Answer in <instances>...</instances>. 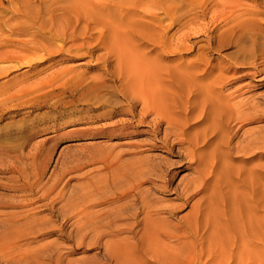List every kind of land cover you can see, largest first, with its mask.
Wrapping results in <instances>:
<instances>
[{
	"label": "rangeland",
	"instance_id": "374dc122",
	"mask_svg": "<svg viewBox=\"0 0 264 264\" xmlns=\"http://www.w3.org/2000/svg\"><path fill=\"white\" fill-rule=\"evenodd\" d=\"M90 1L105 7L102 12L114 27L113 33L118 32L122 44H129H125L123 50L131 60L132 65L127 66L129 70L119 65L108 45L110 38L101 35V26L92 23L82 12L71 9V15L61 20L66 36L49 40L48 24L42 19L34 22L43 5L35 0H0V264H209L215 261L214 258L216 264H236L228 256L238 247L251 251L256 247L264 252V217L261 213L253 211L247 218L248 214L242 213L235 201L232 203L233 219L224 210L222 195L226 191L228 194V187L234 181L221 172L226 168L224 164L217 162L222 168L216 170L223 174L216 178L220 199L216 197L217 230H212L216 234V244L210 247H213L211 251L215 247L216 250L211 252L209 259L206 256L209 247L200 241L209 230H142L143 213L137 207L138 203L133 208H125L122 213L120 209L116 210L119 204L132 198L107 200L103 190L108 167L142 158L145 163L158 164L166 174L175 173L168 181L166 191L154 190L155 186L150 182L142 184L149 189L156 207L170 212L162 216L179 225L182 220L194 217L189 212L202 193L192 195L188 202L177 197L185 182L194 176V165L186 154V144L178 143V138L171 135L165 143L162 140L163 131L167 129L164 119L146 111L141 101L138 102L139 97L131 88L128 90L126 84L133 83L134 78L137 84L140 77L144 84L160 88L170 84L164 73L174 70L178 72L176 77L179 76L174 84L179 85L182 81L179 72L191 60L198 61L196 65L200 70L215 66L212 75L216 74V79L226 75L223 69L230 64L242 60L244 65L237 64L239 67L250 65L253 61L250 56L235 55L237 37L227 36L226 29L235 21L250 18H255L259 26L264 27V0H229L223 5L220 0ZM124 20L132 25L134 34L138 32L139 36L134 37L140 44L135 45L134 38L122 32L121 27L117 28L121 23L125 25ZM109 27L108 31H112ZM72 32L77 34L74 43L69 37ZM182 34L186 35L185 41ZM36 38L40 41L35 42ZM164 39L168 43L160 44ZM81 43V47L76 46ZM133 52L138 53L134 55ZM133 62L143 68L135 69ZM122 72L125 81L128 80L126 88L119 79ZM152 74H156V79ZM254 79L238 83L250 85L243 88L245 91L240 98L251 99L264 109V85L252 87L261 83ZM182 101L181 97L177 99L178 104ZM176 117L180 119L179 114ZM53 124L60 125L61 131L77 132L60 137L50 128ZM259 128L264 134V117L245 124L232 143L242 138L244 129ZM215 141L216 132L210 141L216 149ZM218 149L225 150L223 147ZM240 154L239 157L247 156ZM222 160L223 163L231 162L240 176L244 173L250 176L248 180L256 179V169L251 165L256 164L257 158L249 162ZM213 177L214 174L206 182L212 183ZM238 191L241 194H236L244 199L242 209L248 210L244 189L239 187ZM83 195H88L84 197L87 199L82 198ZM199 209H203V205ZM133 212L135 216L131 215ZM165 231L169 235H178L171 238ZM259 239L263 246L256 244ZM149 248L156 251L152 253Z\"/></svg>",
	"mask_w": 264,
	"mask_h": 264
},
{
	"label": "bare ground",
	"instance_id": "6f19581e",
	"mask_svg": "<svg viewBox=\"0 0 264 264\" xmlns=\"http://www.w3.org/2000/svg\"><path fill=\"white\" fill-rule=\"evenodd\" d=\"M35 1H38L39 5H41V6L43 5V8H41V11H38L37 15H35L36 17L34 19L35 20L34 22L36 24V22H38V20L42 19L41 21L48 24L49 27L47 29L48 30V36H47L48 38L46 37L47 39L54 40V39H58L59 37L63 38L64 36H66L65 29H64L63 25H61V20L65 16L71 15L70 14L71 9L75 10L77 12L79 11V12L83 13L84 17L90 19L92 21V23L94 22L97 25L101 26L100 32H101L102 37H109L110 38L108 41V43H109L108 45L110 47V50L114 53V55H116V59H117L119 65L122 66V69H123V67H125V66L127 67L128 65L131 64L130 58H127L126 52L124 53V51H123L124 45L127 44V46H128L129 44L126 41H125L126 43L122 44L120 42L122 40L121 39L122 37L117 36L118 32H117V34L113 33L114 27L112 28V26H110L112 24L107 21L108 16L102 12L103 7H104L102 4H99L97 2H92L90 0H35ZM220 1L222 2V5H223V4H227L226 1H229V0H220ZM26 2H28V1H26ZM12 3H14V2H12ZM32 7H33V5H32ZM16 11H18V10H16ZM27 14L28 13L26 12V15ZM250 14L252 15L253 13L250 12ZM73 18H74V16H73ZM31 19H32V16H31ZM126 23H124L125 25H123L121 23L122 25L120 24L119 26H117V25L116 26H117V28L121 27L120 29L122 30V32H124L126 35L134 38V44L135 45L140 44L139 40L136 37H134V35H136L137 37L139 36V35H137L138 32H136L137 34H134L135 31H134L132 25H130L129 23H127V24ZM258 23L259 22H257V20H255V18L254 19L250 18V19H246V20H239V21L233 22L226 29L227 30L226 31L227 36H236L237 37V39H236L237 41L235 43L236 44L235 55L242 57V58H244L246 56H250V58H253L252 59L253 61L249 62L250 65H247L245 67H243V66L239 67V66H241V64H243L242 60H241V63L236 62L235 64H230L223 69V71H224V73H226V75L223 74L216 79V74L215 75L213 74L214 76L212 75V70H214L215 66H208L207 68L209 70L208 69L200 70L199 67L196 65L198 61L195 63V62H191L192 61L191 60L190 62H188V63L186 62V64H184V67L181 69V71L177 70V71H180L179 73L182 77V79H181L182 83L179 81L178 82V84L180 83L179 85L174 84L175 82H177L179 80V76L177 78L175 75V73H178V72H173L174 70L173 71H166V73H164V75L167 76L168 82L170 84L166 85V86L163 85L160 88H158V87L153 88V86L150 87L147 84H144V82L141 81L140 77H139L140 79L138 78V80L136 81L137 84L135 83V80H134L135 78L133 79V81H134L133 83L136 85H134L132 82H130V84H126V86L128 85L127 86L128 90H130V88H131L132 93L139 97L140 100L137 98L138 102L141 101L142 106H144L146 108V111H148V110L152 111L160 119H164L163 122H165L167 129L165 128L166 130L163 131L164 135L162 134L163 135L162 140H164V142L167 143L168 136L171 135V136L178 138V141H177L178 143L186 144V150H187L186 154L188 156H190V158H191L190 162H191V164L194 165V168H193L194 176L189 178V179L187 178L188 180L185 182L183 187L177 192V197L179 199H183V200L187 201V199L190 198L192 195H194L196 193H202L201 197L199 196V198L197 200L195 199L196 201L194 203H192L191 212H189V213H192V215H194V217L196 215L195 218L191 217L192 219H190V220H182V224H180V225L167 221L166 218L163 217L162 215L164 213L170 214V212H166L162 209H158L156 207V204H155L156 202L154 201V199L152 198V196L149 193V189L142 187V184L144 182H150L155 186V187H153L154 190H155V188L156 189L159 188V190L161 189V190L166 191V189L168 188V181L170 182V180L172 178H174L175 173H169V174L164 173V170L161 167L157 166L158 164L156 165V164L149 163V162L145 163L142 158L139 160H132L131 159L132 160L131 162L123 164L122 166L120 163V166L108 167L106 174L104 175L103 190H104V194L107 195L106 196L107 200H111V201H114V200L117 201L118 200L119 201V200H124V199L129 198V197L132 198L131 200L129 199V200L123 201V203L119 204L120 206L117 204L116 206H119V208H117L116 210L120 209V211L123 213L125 208H127V207L133 208L138 203L137 205H139V206H137V207H139L140 211L143 213L142 220L139 218V220H141L142 225H143L142 230H156V231H158V230H160V231L161 230H194V231H196V230H198V231L199 230H202V231L203 230H209L208 232H206V234H204L202 236V239L200 240L201 244L206 242L207 243V245L205 244L206 247L207 246L209 247V250H206V252H208V254L205 253L206 256L208 255L207 256L208 259L210 257L209 255L211 254V252H214L216 250V247H215V250L211 251V249L213 247L211 249H210V247L214 246L216 244V242H215V236H216L215 231L217 230L216 229V227H217L216 226V213L218 214V212H216V210H218L216 207L217 206L216 197H218L217 192H216V178L218 179L219 178L218 175L223 174V173H219L221 170L220 168H222L223 164H224V166L226 165V168L223 171L221 170V172H224V175L227 173V175L235 181V182L233 181V183L231 185H229L228 189L230 191H228V194L226 193L227 192L226 191V192H224L225 194L222 195V201L224 202V210H226V213H228L229 218L233 219V216H235V215H233L234 210H233V204H232V203H234V201L240 205V208H241L240 210L242 211V213L244 211V213L248 214L247 218H249V215L251 216L250 213L253 211H257V212L259 211L261 213V217L262 218L264 217V183L262 182V179L264 176V161H263V159H264V151H263L264 150V134L262 132V129H260V128L259 129H244L241 133L242 138L241 139L239 138L235 142L232 143L233 139L236 136V133L240 129H242L245 124H248L249 122H251L253 120L260 119V118L264 117V109L261 108L259 104L251 101V99H250V101H247L245 99L243 100L240 98L245 91V90L243 91V88L244 87H250V85H248L247 83L238 84V83H240L246 79L252 80V78H255L254 80H256L257 82H261V83L257 84V85H251L252 87H258V86L264 85V27L259 26ZM109 26L111 27L112 31H108ZM113 26H115V25H113ZM46 28L40 27V29H46ZM24 31H27V30L25 29ZM38 32L41 33V31H38ZM76 35L77 34L74 32L70 33V35H69V37L71 38L70 40L73 43L77 39ZM184 35L182 34V36H184ZM182 38L185 41L186 35ZM47 39H46V41H48ZM105 40L107 42V38ZM164 40L161 41V43L159 41V43L162 45L164 43H168V42H166V40L165 41ZM32 41H34V40H32ZM38 41H40V40H37V38H36L35 42H38ZM179 43H181V42H179ZM84 44H86V43H84ZM44 45H45V43H44ZM82 45L83 44L81 43V44H78L76 46L81 47ZM60 46L61 45H59V47ZM165 47H166V45H165ZM43 49H44V46H43ZM69 49H67V50H69ZM129 49H127V50H129ZM137 53L138 52L134 53V55ZM133 64H134V66L136 65L134 67L135 69L138 68V70H139V69L143 68V67L139 68L140 65L136 64L135 62H133ZM143 64H144V62H143ZM237 64H239V66ZM242 68H244V69H242ZM127 69L129 70V67H127ZM128 70H127V72H129ZM130 70L133 71V69H130ZM136 73H137V71H136ZM235 74H238V75H235ZM132 75H133V73H132ZM152 75L155 76V79H156V74H152ZM153 76H151V77L154 78ZM256 78H258V79H256ZM119 79H120L121 85L126 88L125 83L128 80L125 81V73L124 72H122L121 75H119ZM202 79H206L207 81L204 83L201 81ZM235 84H237V85H235ZM125 92H126V97H127V89H125ZM137 96H135V97H137ZM129 97L130 96H128V98ZM179 97L183 98L182 104H178V102H177V99ZM179 103H180V101H179ZM132 104H133V102H132ZM260 104H261V102H260ZM142 113L143 112L141 111L140 114H142ZM128 114H131V113H128ZM149 114H151V113H149ZM178 114L180 115V119L176 117V116H178ZM182 114L184 116L183 118L181 117ZM137 115H138V113H137ZM150 122H152V121H150ZM189 122H192V123H189ZM154 124H155V122H154ZM50 128H52V131L55 132V134L57 136H60V137H62L63 135H68V134L72 133V132H67V131H61L60 125L53 124ZM193 128H194V131H191V129H193ZM75 132H77V131H75ZM75 132H73V133H75ZM215 132H216V141H215L216 142L215 143L216 149H215L213 143H210V141L212 139V135L215 134ZM152 133H154V132L152 131L151 134ZM172 144H171V147H172ZM219 147H223L225 150L219 151L220 150V149H218ZM207 148H210L211 151L206 153L205 149H207ZM182 150H183V148H182ZM256 150H258V151H256ZM232 153L237 154V155L233 156ZM238 153H241V154H244L247 156L246 157L245 156L239 157ZM223 158H225V160L227 159V160H230L233 162H237V161L249 162L252 159L257 158L256 164L251 165V168L256 169V173H257L256 179L255 180L254 179L248 180L250 178V176L247 175V176H249L247 178V176L244 173L242 176H240L239 172L235 168H233L232 164H230L231 162L228 161L229 164H228V162L223 163L224 162L222 160ZM149 160H146V161H149ZM215 160H216V163H215ZM217 162L219 165H222V166H217ZM213 163H215V164H213ZM252 166H254V167H252ZM216 168H219L220 170L219 169L216 170ZM213 174H214L213 179L215 178L213 180V182L212 183L206 182L207 179H209L211 176H213ZM216 174H217V177H216ZM222 178H220V179H222ZM239 187L244 189L243 193H245V196H246L244 203L247 204L246 208L248 210L242 209V204H243L242 201L244 199L240 195L236 194V192H238V194L241 192V191H238ZM86 194H88V193H86ZM87 196L88 195H83L82 198L87 197ZM84 199H87V198H84ZM219 201H221V200H219ZM114 203H116V202H114ZM201 205H203V209H199V206H201ZM219 210H221V209H219ZM126 211H127V209H126ZM237 211H239V210H237ZM110 212H109V214H110ZM114 212L113 213L116 214V211H114ZM136 213H137V211H136ZM136 213L133 212L131 215H134ZM140 214H138V215H140ZM116 215H113V216L115 217ZM121 215H120V218H123V217H121ZM138 215H136V216H138ZM253 215H255V214H253ZM107 216H106V218H107ZM124 218L126 219V217H124ZM117 219H119V218H117ZM111 220H109L110 223H111ZM120 220H123V219H119V221ZM109 221H107V222H109ZM114 221H115V218H114ZM128 222H131V221H128ZM178 222H180V221H178ZM241 223H243V222H241ZM125 224H127V223H125ZM133 224H135V221L133 222ZM111 225L113 226V224H111ZM115 225H116V223L114 224V226ZM184 227H185V229H184ZM118 230H120V229H118ZM212 230H215V231H212ZM194 231L192 233H194ZM168 233L169 232L167 231L166 235L170 236L171 238L176 237L178 235L176 233H175L176 235H169ZM180 233L182 234V232H180ZM180 233H179V235H180ZM150 234H151V231H150ZM151 235H153V234H151ZM163 236H165V235H163ZM150 237H151V240H154V238H152V236H150ZM253 239L254 238H252V240ZM180 241H182V240H180ZM153 242H156V241H153ZM155 244L156 243H154V245ZM256 244L263 246V242L261 239L256 241ZM169 248H170V246H169ZM171 248H173V247H171ZM253 248H254V251H251L249 248L244 249L242 247H238L236 251L230 252L229 256L227 254H225V256L226 257L228 256L230 259H234L236 264H263L264 252L261 251L260 249H257L256 247H253ZM160 249H162V247H160ZM165 249H168V248H165ZM231 249H233V248H231ZM157 250L159 251L158 248H157ZM150 251L152 252L153 250L150 249ZM155 251H156V249H155ZM163 251H165V250H163ZM199 251H200V249H199ZM154 252H152V253H154ZM156 254L157 253H155V256H156ZM165 255H166V253H165ZM196 255H199V254H196ZM156 258H157V256H156ZM200 258L201 257H199L198 259H200ZM213 260H215V261H213V263H209V264H216V259L214 258ZM225 261H226V258H225ZM228 262L230 263V261H227V263ZM220 263L224 264V262H220ZM161 264H163V263H161Z\"/></svg>",
	"mask_w": 264,
	"mask_h": 264
}]
</instances>
